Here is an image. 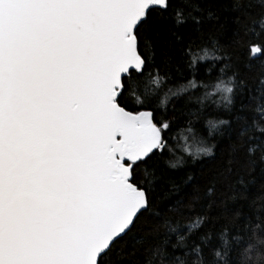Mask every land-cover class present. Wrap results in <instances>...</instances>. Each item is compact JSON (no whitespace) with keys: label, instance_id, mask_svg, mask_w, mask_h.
I'll list each match as a JSON object with an SVG mask.
<instances>
[{"label":"snow or ice","instance_id":"1","mask_svg":"<svg viewBox=\"0 0 264 264\" xmlns=\"http://www.w3.org/2000/svg\"><path fill=\"white\" fill-rule=\"evenodd\" d=\"M0 264H264V0H0Z\"/></svg>","mask_w":264,"mask_h":264}]
</instances>
